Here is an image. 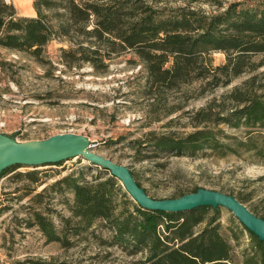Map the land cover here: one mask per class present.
Returning a JSON list of instances; mask_svg holds the SVG:
<instances>
[{"label": "rangeland", "instance_id": "rangeland-1", "mask_svg": "<svg viewBox=\"0 0 264 264\" xmlns=\"http://www.w3.org/2000/svg\"><path fill=\"white\" fill-rule=\"evenodd\" d=\"M7 1L15 6L19 17L36 16L35 0ZM191 1L166 0L160 6L191 5L215 14L232 3L253 7L262 2ZM72 36L55 37L40 61L29 53L0 47L1 134L19 141H41L66 133L84 135L95 145V153L130 168L147 194L156 200L172 199L200 187L248 196L250 200L244 204L256 215L264 214V158L246 154L243 147L238 148L240 155L220 156L208 151L206 157L200 158L151 155L142 162L137 159L138 149L142 154H151L153 150L147 144L138 148V142L147 135L185 136L195 130L193 118L202 109L212 104L211 117L215 120L221 110L232 108L223 98L247 76L218 88L198 81L180 89L164 90L155 99L146 94L148 71L134 52H113L112 60L106 59L105 66L95 68L80 60L81 54L70 53L80 43L95 48V39ZM213 59L215 66L226 60L223 53H215ZM207 125L219 131V138L228 144L234 141L226 136L240 141L246 130L227 124ZM253 130L255 134L264 133V128ZM97 168L85 159L75 158L61 166H22L0 178V264H140L144 255H132L128 249L114 244L113 234L103 220H95L79 236L71 226L64 225L62 219L71 217L70 193L51 190L36 197L61 177L80 171L89 177L98 173ZM29 172L37 173L39 183L25 176ZM119 184L135 202L120 181ZM220 209L221 233L240 263L252 247V238L230 211ZM35 210L53 222L62 241H48L37 226L27 228L26 222Z\"/></svg>", "mask_w": 264, "mask_h": 264}, {"label": "trees", "instance_id": "trees-1", "mask_svg": "<svg viewBox=\"0 0 264 264\" xmlns=\"http://www.w3.org/2000/svg\"><path fill=\"white\" fill-rule=\"evenodd\" d=\"M165 1L35 0L36 16L19 17L12 3L0 0V47L29 53L40 61L45 48L57 36L93 38L95 48L80 43L70 53L81 54L80 60L98 68L106 65V59H113V52H134L146 64V94L155 99L164 90L198 81L218 88L247 76L223 98L232 108L221 110L215 120L211 117L212 104L202 109L193 118L195 130L185 136L147 135L138 142V148L147 144L153 150L142 154L138 149L137 159L142 162L151 155L200 158L206 157L208 151L220 156L240 155V147L246 154L264 158V133L255 134L253 130L264 128V0L253 7L232 3L215 14L191 5L160 6ZM215 53L225 55L223 64L214 65ZM208 123L244 128V138L239 141L226 136L234 141L228 144ZM20 167L3 171L0 178ZM96 171L89 177L81 171L61 177L36 195L40 197L51 190L71 194V217L62 222L71 226L75 235L88 231L100 219L112 232L114 244L132 255H144L140 264H264V242L244 226L252 238V247L246 250L242 262L235 260L233 247L221 233V207L179 213L145 210L127 196L108 171L99 167ZM36 175L25 174L37 184L40 179ZM199 189L195 187L190 193ZM190 193H180L172 199ZM229 195L243 204L250 200L241 194ZM260 218L264 219V214ZM26 225L28 229L39 227L48 241H62L53 222L42 212L35 210Z\"/></svg>", "mask_w": 264, "mask_h": 264}, {"label": "water", "instance_id": "water-1", "mask_svg": "<svg viewBox=\"0 0 264 264\" xmlns=\"http://www.w3.org/2000/svg\"><path fill=\"white\" fill-rule=\"evenodd\" d=\"M94 146L89 137L75 133L58 134L41 141H19L0 133V174L14 166L38 168L82 158L108 171L111 176L119 180L132 199L145 210L179 213L201 207L225 208L264 242V219L255 215L235 196L201 188L181 198L153 199L139 185L130 168L95 153L92 150Z\"/></svg>", "mask_w": 264, "mask_h": 264}]
</instances>
